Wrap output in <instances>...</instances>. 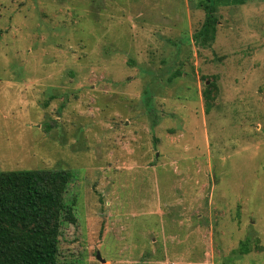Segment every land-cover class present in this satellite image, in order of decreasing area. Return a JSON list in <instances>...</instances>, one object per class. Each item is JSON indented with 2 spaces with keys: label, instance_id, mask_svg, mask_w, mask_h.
Returning <instances> with one entry per match:
<instances>
[{
  "label": "rangeland",
  "instance_id": "374dc122",
  "mask_svg": "<svg viewBox=\"0 0 264 264\" xmlns=\"http://www.w3.org/2000/svg\"><path fill=\"white\" fill-rule=\"evenodd\" d=\"M206 4L0 0V172L70 174L57 264H264V0L196 42Z\"/></svg>",
  "mask_w": 264,
  "mask_h": 264
},
{
  "label": "trees",
  "instance_id": "16d2710c",
  "mask_svg": "<svg viewBox=\"0 0 264 264\" xmlns=\"http://www.w3.org/2000/svg\"><path fill=\"white\" fill-rule=\"evenodd\" d=\"M203 10L196 42L215 38L216 0H207ZM69 181L62 170L0 172V264H57L60 225L74 221L61 201Z\"/></svg>",
  "mask_w": 264,
  "mask_h": 264
},
{
  "label": "water",
  "instance_id": "95a60500",
  "mask_svg": "<svg viewBox=\"0 0 264 264\" xmlns=\"http://www.w3.org/2000/svg\"><path fill=\"white\" fill-rule=\"evenodd\" d=\"M96 259H97L98 261H100L101 263H105V261H104L103 259H101V256H100L99 253L96 254Z\"/></svg>",
  "mask_w": 264,
  "mask_h": 264
}]
</instances>
